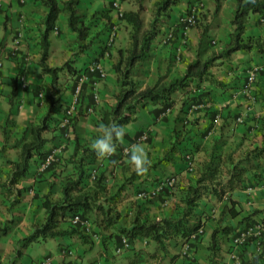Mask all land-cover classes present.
Returning a JSON list of instances; mask_svg holds the SVG:
<instances>
[{"label":"crops","instance_id":"crops-1","mask_svg":"<svg viewBox=\"0 0 264 264\" xmlns=\"http://www.w3.org/2000/svg\"><path fill=\"white\" fill-rule=\"evenodd\" d=\"M83 1L85 3L88 0ZM202 1L209 8L211 2L214 4V0ZM0 3V56L3 59L0 77V264H39L45 257L50 258L51 264H92L94 261L102 264H127L132 259L135 260L133 264H264V248L259 249L253 240L243 248L240 263L228 257L229 252L233 250L230 235L246 225V221H262L263 165L259 168H246L243 187L233 189L221 198L208 194L198 200L195 212L204 221L203 232L195 241L191 262L188 263V260L180 255L172 259L181 247L177 239L167 240L165 249H161L150 238L137 236L129 240L128 249L119 254L115 252L116 247L120 245V228L130 225L136 210L149 220L161 215H179L184 205L185 188L194 183L210 155L219 154L222 160L224 159L221 178L225 179V169L228 166L225 157L230 155L233 160L242 158L252 147L260 145L262 130L255 128L254 121L264 116V104L253 99L256 85L250 94L241 93L245 84L246 69L254 57L252 50L236 51L223 62H216L210 68L212 78L224 82L227 87L222 88L216 83L203 81L196 93L207 91L208 94L205 100L196 103L197 108L192 109L190 106L187 112L181 111L187 106H182V102L193 93V88H188V93L185 89H180L173 94V104L164 113L155 116L154 108L158 105H148L136 112L134 121L125 125L130 137L140 135L143 131L149 136L146 140L136 139L133 143L120 138V142L115 144L112 160L107 158L97 161L96 170L98 173H104L107 187V198L102 204L105 208L110 206L118 212L119 216L115 222L105 225L101 219L102 215L94 211L87 217V240L73 235L39 239L23 245L22 239L32 232L33 226L44 221L45 212L41 205L43 196L50 200L60 199L62 185L74 172L68 162L74 147V135H61L57 128L45 131L44 149L49 151L52 147H58L62 165L38 171V160L34 158L30 162L27 175L11 185L10 192L7 191L6 179L12 168L10 161H16L19 157V140L24 129L31 123H37L45 111V102L37 94L50 84L51 77L42 73L39 66L40 35L46 7L40 0H0ZM96 3L99 2L95 1L91 9H96ZM121 6L124 11L136 10L138 4L131 0H122ZM185 7L186 3H180L173 8L169 22L162 27L161 35L152 43L153 56L149 62L137 65L138 74L134 79L140 87L152 83L162 74H167L168 77L181 75L186 64L194 59L202 32L200 28L190 27L187 41L183 45L179 40L177 26L174 28L172 40L165 44L160 41L163 32L185 11ZM225 7L227 10L229 8V16L225 20L226 25L219 27L224 30L222 41L231 30L229 20L234 0H221L220 11L223 12ZM113 14L111 12V15ZM258 16L254 14L249 17L247 34L264 33L261 25L256 22ZM253 21L257 24L253 25ZM120 22L122 24L119 25L117 34L122 32V25L127 27L125 29L128 32L129 27ZM49 40L46 59L49 66H61L66 60L73 59L75 65L84 67L89 65L94 57L93 54H73L74 34L67 27L64 12L59 14L56 29L49 33ZM127 45L126 33L125 41L116 39L112 47L106 48L102 56H99L97 63L104 69V77H99L96 71L86 72L88 79L86 78L83 84L82 96H79L83 111L77 116L75 124V132L83 143L90 144L94 141L98 133L99 112L115 102L114 94L118 85L111 65L118 58L117 48ZM177 48H180L178 58L175 55ZM19 74L25 76L27 85L22 88L17 84L12 98L13 79ZM60 81L64 85L60 96L62 107L58 108L54 119L62 116V109L72 96L71 79L60 77ZM89 105L92 108L90 112L86 111ZM211 110L217 111L213 120L206 113ZM239 115L243 116L244 122H236ZM174 141L178 142L175 149L168 151ZM133 145L143 147L149 156V167L142 174L133 170L128 159L129 153L123 154L125 147L131 149ZM185 152L192 153L191 169L187 168L183 157ZM170 177L174 178V185L163 186L160 190L170 189L164 199H158L156 194L151 195L152 190ZM17 188L20 192L16 191ZM230 200L236 201V206L240 209L234 217L229 215L225 208ZM245 216L248 217L242 219ZM63 225L67 224L64 222ZM223 227L231 229L222 230ZM215 228L217 232L211 243V232ZM65 247L72 249L71 255L61 253V249ZM253 259H256V262H252Z\"/></svg>","mask_w":264,"mask_h":264},{"label":"trees","instance_id":"trees-1","mask_svg":"<svg viewBox=\"0 0 264 264\" xmlns=\"http://www.w3.org/2000/svg\"><path fill=\"white\" fill-rule=\"evenodd\" d=\"M136 1L138 4L137 9L124 11L121 19L129 27L128 45L117 48L118 58L111 65L118 85V89L114 94L115 102L109 108L99 112L97 118L98 124L101 122L111 123L115 120L124 129V135L117 137L114 141L115 144L120 142V138L127 139L130 143L135 142L136 137L139 135L130 137L125 125L134 121L136 112L148 105H158L154 108L155 116L167 111L173 104L172 96L177 90L185 89V92L188 93V88H193V93L188 95L186 100L182 102V106H187L182 108L181 111L187 112L191 104L205 100L204 98L208 94L207 91L196 93L197 90H200V84L203 81L213 82L219 87L226 88L224 82L216 81L210 75V68L216 62L221 63L239 50H252L255 55H264V33H246L251 15L264 16V0H234V7L229 20L231 30L227 33L226 39L221 40L220 45L216 46V40L213 43L214 39L207 38L206 30H202L195 49V57L186 64L181 75L168 77L167 74H162L152 83L140 87L134 79V76L138 74L137 65L149 62L153 56L152 43L157 36L161 35L162 27L169 22L173 8L180 3H186L185 8L187 9L196 0H153L152 17L146 24L140 15L143 9L142 0ZM40 2L46 7V13L42 20L43 28L40 35L39 66L42 73L50 75L51 80L48 86L39 91L42 94L40 98L46 106L43 115L37 123H31L24 129L19 140V157L16 161H10L12 168L6 179L7 191L10 192V186L27 175L32 159L38 160V165L44 159L48 150L44 149L46 138L43 133L50 128H57L61 135L65 134L69 128L71 134L74 135V147L68 160L74 172L66 178L62 185L60 199L50 200L47 196H43L41 205L45 212L44 221L33 226L32 232L22 239L23 245L39 239L72 237L73 235H78L83 240H87L85 227L73 224L69 220L75 213H79L83 219H87L90 212L98 211L102 215L101 219L105 225L112 224L119 216L118 212L113 210V207L105 208L102 204V201L107 198L105 175L103 172L98 173L96 169L97 161L105 158L96 154L91 147L92 143L87 144L79 141V137L75 132L76 118L83 111L81 104L77 106L76 113L70 123L71 126L59 127L57 123L61 117L54 119L58 108L62 107L60 96L64 90V85H62L63 82L60 81V77L70 78L72 81L71 89H73L78 76L88 72V65L84 67L76 66L73 59L66 60L61 66H49L46 63L50 46L49 33L56 29V21L61 12L66 14L67 27L74 34L73 54H90L92 51L94 57L91 58L90 63H96L99 56H102L104 50L109 47L108 35L114 24L111 19L112 10L110 7L106 10L97 9L88 15L83 0H40ZM214 4L213 13L216 14L220 9L221 0H214ZM258 18L256 22L260 23ZM100 19L103 22L98 25ZM175 22L176 19L171 22L169 27L174 25ZM93 26H97V30L92 31ZM177 30L179 31L180 40L182 32L179 28ZM103 35H105V38H102ZM263 59L264 57L261 60ZM20 75L23 74H19L13 79L12 98L15 95L16 85H20ZM83 84L80 96H82ZM255 85L257 88L253 99L264 104V75L259 77ZM206 113L211 120L216 118L217 111L211 110ZM254 122L255 128L262 130L260 145L252 147L242 158L233 160L230 155L225 157L228 161V166L225 169V179L221 178L224 159L222 160L219 154L210 155L194 183L187 185L185 188L184 205L177 217L161 215L149 220L142 216L139 210H136L130 225L120 228V242L122 236L127 237L130 241L137 236H142L150 238L161 249H165V242L169 239H177L180 245L188 241L190 236L203 226L204 222L201 216L195 212L198 200L208 194L221 198L225 193L243 187L246 168H259L262 165L261 163L264 162V116H260L259 120ZM176 143L178 142L174 141L168 151L174 150ZM186 153L191 152H185L184 154ZM112 154L108 157L109 160H112ZM59 164L62 165L59 156H57L56 160L44 170L53 169ZM93 171L95 173L92 178L91 172ZM169 190L166 188L160 191L156 194L157 198L164 199L170 193ZM16 191L20 192V189L17 188ZM236 205L238 203L234 200H230L229 204H226V211L232 217L240 212ZM247 217L245 216L242 219ZM262 221H264V215ZM64 222L67 224L66 226L63 225ZM248 223L245 222L246 225ZM230 229L228 227L222 228V230L227 231ZM216 232V228L211 232V243L215 239ZM195 241L191 243L192 248L195 247ZM178 255L179 253L174 254L172 259H176ZM134 261L132 259L127 264H133ZM253 261L256 262V259H253Z\"/></svg>","mask_w":264,"mask_h":264},{"label":"built area","instance_id":"built-area-1","mask_svg":"<svg viewBox=\"0 0 264 264\" xmlns=\"http://www.w3.org/2000/svg\"><path fill=\"white\" fill-rule=\"evenodd\" d=\"M122 0H111L110 3V8L112 12L114 13L115 17L117 18V21H121L124 13V9L121 6ZM1 6V3H0ZM203 9V2L202 0H196L194 3L190 4L187 9L182 12V14L176 19V22L174 25L168 27L162 34L161 36V43H167L170 40L173 39V31L175 26H177L180 31L182 32V36L180 38V43L183 45L187 41V33L190 27L197 26L199 23V13ZM258 20L260 21V24L264 25V16H259ZM119 27L118 22L114 23L111 27V30L109 32L108 36V44L113 40L117 29ZM215 40L212 42L214 43ZM180 53V48L176 49V58H178V55ZM2 65H3V59L0 56V77H1V70H2ZM88 71L93 72L96 71L98 73L99 77H104L105 76V71L101 67L99 63H94L91 62L88 65ZM261 75H264V59L261 60L260 62H253L249 64L248 68L246 69V74H245V84L241 88V93L244 95H248L251 93V90L254 88L256 81H258L259 77ZM86 74H80L76 80V82L73 85L72 89V96L70 101L67 103V105L63 108L62 111V116L59 119V122L57 123V126L59 127H66V126H71V120L73 116L76 113L77 106L79 105V96L82 88V84L86 80ZM19 83L22 88H25L27 83L25 80L24 75L19 76ZM39 97H42V94L39 93ZM251 96V95H250ZM252 97V96H251ZM198 107V104H191V108L195 109ZM92 108L88 107L87 111H91ZM243 116L239 115L236 117V122L237 123H242L243 122ZM68 128V127H67ZM64 135H72L71 130L68 128L66 133ZM148 133L146 131H143L138 137V140H146L148 138ZM58 147H52L45 155L44 159L40 162V164L37 166L38 171L44 170L48 165H50L52 162H54L58 156ZM130 152V147H125L123 150V154H128ZM108 156H104V158H108ZM184 158L187 163V168L191 169L193 168V159L192 155L190 153L184 154ZM94 171L91 172V177H94ZM174 185V178H166L165 181L160 183L154 190H152L151 195L157 194L163 186H168L172 187ZM70 222L73 224H79L85 229H88V223L87 219H83L79 213L73 214L69 218ZM203 232V227H200L195 233H193L190 236V239L186 242H183L181 244L180 250H179V255L184 257L186 260H188V263L191 262L193 258V248L191 246V243L194 242L198 236H200ZM230 240L231 244L233 246V250L229 252V258L234 260L236 263L241 262V254L243 251V248L249 244L250 242L255 241L257 247L259 249H263V240H264V221L261 222H256V223H249L247 225H244L240 228H238L236 231L230 235ZM130 247V241L127 237L122 236L121 237V242L118 247H116L115 252L117 254L121 253L123 250H126ZM72 249L71 248H62L61 253L64 255H71L72 254ZM39 264H51V260L49 257L43 258ZM69 264H76V263H69ZM92 264H102L99 261H94Z\"/></svg>","mask_w":264,"mask_h":264},{"label":"rangeland","instance_id":"rangeland-1","mask_svg":"<svg viewBox=\"0 0 264 264\" xmlns=\"http://www.w3.org/2000/svg\"><path fill=\"white\" fill-rule=\"evenodd\" d=\"M99 2V3H96L97 7L96 9H91L92 8V5H94V2ZM131 1H134L137 3L136 0H131ZM86 2H89V3H86ZM85 3L88 4L86 6V9H87V13L88 15L93 11V10H97V9H108V7H110V0H103V1H98V0H88L86 1ZM203 2V1H202ZM92 3V4H91ZM99 4V5H98ZM141 4L143 6V9L141 11V16L143 18V21L144 23H148V21L151 19L152 17V0H142L141 1ZM207 4L203 2V9L202 11L199 13V23L197 24V26H194V27H198L200 28L201 30H206V36L207 38L209 39H214L216 40V46L217 45H220L221 44V38H222V33H224L222 31V28L226 25V18H228L229 16V8L227 10V7H225V10L222 12L220 11V9L218 10V12L216 14H214V5L213 2H211L209 5H210V8L206 6ZM101 6V7H99ZM231 16V15H230ZM111 18H112V22L113 23H116L118 22V24H122L121 22L117 21V18L115 17V15H111ZM98 22V21H97ZM103 20L100 19L99 22H98V25H100V23L102 24ZM254 22V21H253ZM256 23L254 22L253 25H255ZM260 24V23H259ZM97 25V26H98ZM223 25V27L221 28V30L219 29V27ZM261 28H262V31H264V25L260 24ZM97 26H93L91 28L92 31H95L97 30ZM127 28L125 25H122V32L120 34H115L113 40L110 42L109 44V47H112V44L116 41V39H119L122 40V41H125L126 39V33H127V37H128V32H126V29ZM120 35V36H119ZM109 36V35H108ZM102 38H105V35L102 36ZM119 42V41H118ZM119 45V44H118ZM91 51V50H90ZM93 52L91 51L90 54H92ZM264 57V55H255L254 54V57L252 58V63L253 62H260L261 59ZM237 58H241V57H237ZM223 62V61H222ZM85 64V63H84ZM78 66V65H76ZM82 66V65H81ZM90 112V111H88ZM191 154V153H190ZM263 166H264V162L261 163ZM224 164H222L223 166Z\"/></svg>","mask_w":264,"mask_h":264},{"label":"clouds","instance_id":"clouds-1","mask_svg":"<svg viewBox=\"0 0 264 264\" xmlns=\"http://www.w3.org/2000/svg\"><path fill=\"white\" fill-rule=\"evenodd\" d=\"M97 127L98 133L91 147L100 157L111 155L115 149L114 141L117 137L124 135V129L115 120L111 123L101 122ZM128 159L133 170L138 174L146 172L150 164L146 150L139 145L132 146Z\"/></svg>","mask_w":264,"mask_h":264}]
</instances>
